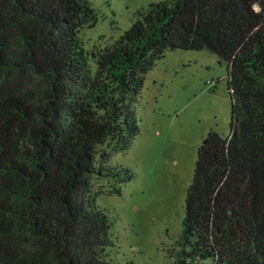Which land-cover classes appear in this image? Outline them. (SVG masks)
<instances>
[{"label": "trees", "instance_id": "1", "mask_svg": "<svg viewBox=\"0 0 264 264\" xmlns=\"http://www.w3.org/2000/svg\"><path fill=\"white\" fill-rule=\"evenodd\" d=\"M88 0H0V264H114L94 180L140 135L145 76L167 51L227 65L228 137L198 151L173 264H264V0L151 3L112 44L81 38ZM115 193L121 195L120 186Z\"/></svg>", "mask_w": 264, "mask_h": 264}, {"label": "rangeland", "instance_id": "2", "mask_svg": "<svg viewBox=\"0 0 264 264\" xmlns=\"http://www.w3.org/2000/svg\"><path fill=\"white\" fill-rule=\"evenodd\" d=\"M88 1L98 13L97 25L81 32L91 53L118 40L140 12L164 0ZM136 112L140 135L128 152L114 154L111 161L130 168L135 179L122 185L94 180L98 205L114 223L107 259L173 264L169 252L182 234L199 148L212 131L224 138L230 133L227 65L206 51H167L145 76Z\"/></svg>", "mask_w": 264, "mask_h": 264}, {"label": "water", "instance_id": "3", "mask_svg": "<svg viewBox=\"0 0 264 264\" xmlns=\"http://www.w3.org/2000/svg\"><path fill=\"white\" fill-rule=\"evenodd\" d=\"M204 143H206V141Z\"/></svg>", "mask_w": 264, "mask_h": 264}]
</instances>
